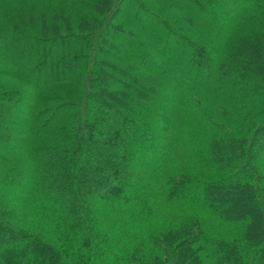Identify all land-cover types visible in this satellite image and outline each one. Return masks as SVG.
Wrapping results in <instances>:
<instances>
[{"label":"trees","instance_id":"obj_1","mask_svg":"<svg viewBox=\"0 0 264 264\" xmlns=\"http://www.w3.org/2000/svg\"><path fill=\"white\" fill-rule=\"evenodd\" d=\"M108 263L264 264V0H0V264Z\"/></svg>","mask_w":264,"mask_h":264},{"label":"rangeland","instance_id":"obj_2","mask_svg":"<svg viewBox=\"0 0 264 264\" xmlns=\"http://www.w3.org/2000/svg\"><path fill=\"white\" fill-rule=\"evenodd\" d=\"M240 5V2H236V3H233V4H228L227 6H225L224 9H222V13H221V17L224 19V18H227L231 13H233L236 8H238V6ZM210 9H213L215 8L214 4L213 5H209L208 6ZM109 40L111 42H113V44L115 45V48L117 50V52H129V53H132V52H135L136 49L138 48L136 44H134L132 41L129 40V38H127L126 36L124 35H118V36H108ZM172 48V47H171ZM148 65L150 67H157L158 64H157V61H156V58L154 57V55H152V59L148 61ZM189 70H185L183 69V75L187 74L186 72H188ZM201 72H204L203 70H201ZM176 77H178V73L176 72L175 73ZM178 86H181L180 83H175L174 85H172V88H178ZM162 146L163 145V142L161 141V139L158 137L155 144H154V147L152 150L150 151H147V152H144L140 155V159H139V162H141L142 164H147L148 162H150L152 160V153L151 152H154L155 155H158V151L162 150ZM120 148L121 147H124V148H128V147H131L130 145H128V143H125V145H120L119 146ZM150 152V153H149ZM151 154V155H150ZM101 156H103V152L100 153ZM100 156V157H101ZM94 165L96 166L95 163H93L91 165V169L92 171H90V173L94 172ZM98 167V166H97ZM139 167H136L135 166V163H131L130 164V167L129 168H126L124 169L123 171L119 172V174H112V176H110L109 178V185H107V187L104 189V193L105 194H108V193H111L113 191L116 190L117 187H119V184L118 182L120 180H122L123 178L126 180L125 182L122 183V185H128V186H131L132 188L129 190L128 189V192H122L119 194V196L122 198V199H126L128 196H132V195H135L137 193H141L144 191V187L147 183V177L145 179H141L140 176H138V174L136 175L135 173L139 172L140 170L138 169ZM135 171V172H134ZM134 187V188H133ZM27 189H25L23 192H19V197H24V195L27 193ZM54 198V197H53ZM57 198V197H55ZM60 199V198H59ZM58 199V200H59ZM62 204L61 206L62 207H66V205L64 204V201L61 200V203ZM110 264V263H108Z\"/></svg>","mask_w":264,"mask_h":264}]
</instances>
